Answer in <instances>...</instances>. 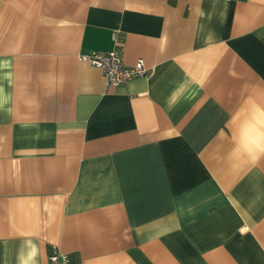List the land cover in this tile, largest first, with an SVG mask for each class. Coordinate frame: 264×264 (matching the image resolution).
I'll list each match as a JSON object with an SVG mask.
<instances>
[{
  "label": "crops",
  "instance_id": "obj_1",
  "mask_svg": "<svg viewBox=\"0 0 264 264\" xmlns=\"http://www.w3.org/2000/svg\"><path fill=\"white\" fill-rule=\"evenodd\" d=\"M52 246L264 264V0H0V264Z\"/></svg>",
  "mask_w": 264,
  "mask_h": 264
},
{
  "label": "built area",
  "instance_id": "obj_2",
  "mask_svg": "<svg viewBox=\"0 0 264 264\" xmlns=\"http://www.w3.org/2000/svg\"><path fill=\"white\" fill-rule=\"evenodd\" d=\"M113 39H116L114 35ZM92 67L100 68L108 85H118L135 77L144 75L147 71L141 59L132 66H126L116 47L107 51H93L91 53L80 54ZM50 264H71L68 254L56 246H52L48 252Z\"/></svg>",
  "mask_w": 264,
  "mask_h": 264
}]
</instances>
